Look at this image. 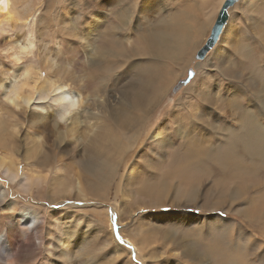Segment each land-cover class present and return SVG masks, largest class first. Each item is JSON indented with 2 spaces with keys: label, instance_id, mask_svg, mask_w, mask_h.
I'll return each mask as SVG.
<instances>
[{
  "label": "rangeland",
  "instance_id": "374dc122",
  "mask_svg": "<svg viewBox=\"0 0 264 264\" xmlns=\"http://www.w3.org/2000/svg\"><path fill=\"white\" fill-rule=\"evenodd\" d=\"M201 2L8 0L10 10L23 12L16 21L0 12V106L3 108L0 119L8 131L16 127L13 135L6 134L8 148H15L11 151L13 155L0 145V157L10 156L16 160L12 168L17 174L10 180L6 175L9 164L6 162L0 168V235L10 227L13 238L28 246L6 259L5 250L9 248L0 245V254L5 256L2 264H142L143 259L145 264H228L233 255L238 264H264V228L261 230L264 227V169L257 170L262 177H254L263 185L252 187L249 183L242 197L234 201H230V193L235 187L230 189L227 185L228 189L218 190L225 200L221 203L215 198L218 191L211 187L215 176L209 173L202 176L198 170H190L184 177L199 183L196 200L187 201L175 195L181 188L177 189L180 182L174 175L176 168L171 165H181L189 160L182 145L184 133L180 136L177 127L188 129L193 120V125H197L194 130L201 136H195L201 141L193 143L195 148L211 145L217 150L224 138L215 132L214 121L237 129L233 127L236 123L227 115L233 98H241L239 101L248 109L255 107L260 113L255 118L264 125V109L254 95L264 91V0H236L227 9L228 19L218 41L202 60H198L196 52L208 37L219 11L195 5ZM120 10L130 16L126 27L115 33L126 49V59L115 55L99 56L101 70L88 62L85 31L96 18H99L97 28L104 31L105 25L115 24ZM179 14L189 41L173 63L165 61L168 70L172 71L163 82L170 84L158 101L148 106L149 111L142 127L138 126L141 129L135 135V141H132V127L121 139L125 141L128 135L131 136L129 148L127 146L120 154L114 146L107 151L110 159L117 160L110 179L106 180L107 186L90 191L79 169V160L84 153L97 147L90 137L99 121L109 123L100 109L103 106L108 110L109 105H113L115 109L123 108L124 112L126 108L132 111L131 97L127 94L124 99L122 95L127 85L126 92H130L134 84L133 78L129 79L132 74L129 64L136 68L152 59L153 49L148 46L150 41L145 33L155 27L167 26L174 18L178 25ZM104 15L107 18L102 21ZM177 30L179 36H185ZM29 37L33 39L31 51L15 61L11 52L19 51ZM93 40L99 45L102 37ZM28 66L32 73L27 76L28 87L23 88L24 94L45 79L55 80V85L70 91L76 89V83L85 85L90 99H82L83 108L79 111L84 112L78 116V126L73 133L68 132L71 119L59 118L56 103L50 95L44 99L34 98L28 105L22 101L13 104L5 99L6 85L12 83L17 87L25 81L23 72ZM189 69L194 75L188 83L181 85ZM100 81H103L101 87ZM42 115L54 128L52 131L46 129L49 135L45 138L43 133L35 130L36 124H31ZM123 116H120L121 120ZM112 121L117 123L118 119ZM54 134L62 139L58 148L52 142ZM35 136L40 137L39 142ZM162 138L168 141L171 151L160 143ZM46 154L53 155L52 166H38L37 161ZM208 163L209 168L214 166L213 169L217 164L214 161ZM31 174H40L42 180L31 190L26 186L22 188L20 181ZM59 177L64 179L61 186H58ZM79 179L83 184L81 186L80 182L83 196L76 187ZM204 193H208L207 198H202ZM257 196L260 201L252 205ZM60 197L64 199L58 200ZM25 208L37 211V233L16 222V214ZM121 239L132 242L137 248L135 253ZM66 247L65 256H62L61 251Z\"/></svg>",
  "mask_w": 264,
  "mask_h": 264
},
{
  "label": "bare ground",
  "instance_id": "6f19581e",
  "mask_svg": "<svg viewBox=\"0 0 264 264\" xmlns=\"http://www.w3.org/2000/svg\"><path fill=\"white\" fill-rule=\"evenodd\" d=\"M155 2L156 0H150V4H155ZM223 2L224 0H202L200 4H195V5H198L199 7L200 6L210 7V8H213V11L216 12V10L219 9V7H221ZM7 4H8V0H0V12L4 13L6 16L10 15L9 18H13L12 20L16 21V17L18 18L19 14H22L23 11L17 10L18 11L17 13V11H15L14 9L10 10ZM99 7L101 8L100 5ZM106 18H107V15L106 16L104 15L101 17V20L105 21ZM129 18H130L129 13H126L125 10H120L118 12V15H116L115 24H113L112 26L108 24L109 27L105 25L104 28H102L104 31H100L97 28L96 23L99 18H96V22H93V21L90 22L89 26H87L88 28L85 31V34L87 37L86 53L88 57L90 58L88 60L90 65L94 64L96 68H99L102 70L101 59H97L99 56L105 57L106 55L107 56L115 55V56H119L121 58L126 59V54H127L126 49L123 47L121 43L122 40H120V38H117L115 36V33L117 32V30L119 31V30H122L123 27H126V24L128 23ZM178 19H179L178 25L176 24V20L174 18L173 20L169 22L167 26L163 25L160 28L155 27L152 31L146 32L145 34L150 41L148 46L152 47L153 49V57L151 56L152 59L139 64L138 67L136 68L134 67L136 65L130 66L129 64V68L132 73L129 79L133 78L134 84H132L131 86L132 90L130 92H126L127 88L129 87V85H127V88L123 92L122 95L124 99L126 98L127 94L131 97L129 102H130L132 111H127V108H126V112H124L123 108L121 109L120 107L119 109L117 107L115 109L113 105L112 107L109 105L108 110H105L103 106L100 109V112L102 113V115L107 116L110 124L104 121L102 122L99 121L98 125L94 129V132L92 133V136L90 137V141L93 143L95 142L97 144V147H95L94 150L91 152L84 153V155L80 157V160H79L80 167L78 166L80 171L82 172V175L85 177V180H84L85 184L89 188L90 191H98L102 189V186L103 187L107 186L106 180L110 179V176L113 173L116 162H117L116 159H110L106 155L107 151L110 148H113L114 146L115 151L118 152V154H120L121 152L127 149V146L129 148L132 142L130 143L128 139L131 140V136L128 135L125 141H122L121 139L126 137V132H128L132 127L134 128V138H132V141H135L136 139L135 135L137 136L138 131L141 129V128H138V126L141 125V123H143L142 121L145 119L144 116H146V114L149 111L148 106L149 107L153 106L154 103L158 101V99L161 97V95H163L168 85L170 84L168 81L163 82L166 79V75L172 71L170 69L168 70L167 63L165 61L172 62L176 60L179 57L181 50L185 47V45L189 41L187 35L185 34V30H187V28L184 25V22L182 21L183 18L181 14H179ZM177 29H179L180 32H182L185 36H179ZM100 32L103 33V36H99ZM75 35L77 34L75 33ZM97 36L102 37L101 43L99 45L95 42V40H93V38H96ZM91 42H93L92 45L90 44ZM32 45H33V39L29 37L26 43L22 47H20L19 51L11 52V56L13 57L15 61H19L25 54H28L31 51ZM50 63H53V62H50ZM31 71H32L31 66H28L24 70L23 76L25 77V81L20 83L17 87L13 86L12 83L6 85V89L4 90V93H3L5 99H7L9 102L13 104H18L19 101H22L23 104L28 105L34 98L44 99L50 95V97H52V101L56 103V112L59 118L60 119H63V118L71 119L70 120L71 126L68 132L71 133L72 131H74L76 127L78 126V122H79L78 116L82 112H84V111H81V112L79 111V109L82 107V103H83L82 99H90V94L86 91L85 85L83 83H76V86H77L76 89L70 91V90L65 89L63 86H59L58 84L55 85V80L48 81L45 79V81L42 84L33 87L32 90L24 94L22 91L24 87H28V84H27L28 81H26V79H27V76L30 75V73H32ZM102 82L103 81L99 82L100 87H101ZM81 93H83V96H80ZM254 95L256 96L255 97L256 100L260 102L259 103L260 106H262V108L264 109L263 89ZM107 99H109V97H107ZM239 100H241V98L231 99V103H230L231 109L229 111V114L227 113V115L232 118L231 120L234 121L233 123H236L235 126H233L234 128L237 127L236 130L234 129L232 130L231 126H227V125L224 126L223 124H220L219 122L217 123L216 121H214L215 122L214 124L215 132L218 134V137L220 136L221 138H224V143H222L220 146L218 145L219 147L217 148V150L213 149L211 145L210 146L206 145L205 147L201 146V148L199 147L200 149H198V145H197V147L195 148L194 144L197 141L195 136L198 134V132L194 130V128H196L195 126L197 125H193L194 123L193 120L189 122V125H188L189 130L187 128L181 129V127L180 128L177 127L176 130L178 131V134L180 136L184 133L183 135L184 141L182 145L184 148H186L185 150L184 149L183 150H184V153L186 152L185 155L187 156V158H189L188 161L184 163L182 162L183 164L181 163V165H171L176 168V171L174 172L176 179H178V181L184 186L183 187L180 183H178V185L176 184L177 189L181 188L175 192V195L178 198H184L187 201L196 200L199 183L195 184L196 182L195 179L184 178V177H187L188 175L187 172L190 170H198L197 172L198 173L201 172L202 176L207 175L208 173L213 174L211 176L213 177L215 176V177L213 179L211 178L212 179L211 187L214 186V189H216L217 191L224 187L228 189L227 185L228 187L230 186V189L232 187H235V191H231L230 193V201H234L238 199L239 197H242V194L249 183L252 185V187L257 184L263 185L261 183H258L257 178L254 179V177L255 175H258V177L260 175L257 173V170L264 169V125H262L261 123H258L257 122L258 119L256 120L255 118L256 114L257 115L260 114L259 112L256 111V108L254 107V109H248L246 106L242 104L241 102L242 100L241 101ZM250 103H253V101L252 102L250 101ZM1 108L2 106H0V112H1ZM122 115L124 116H123V119L121 120L120 116ZM43 116L44 115H42L40 118L36 120H33L31 124H36L35 130L37 132L43 133L44 138H45L46 136L49 135V132H46V129H49L52 131L54 128L51 127L52 126L51 122L48 121L46 118H43ZM113 119H118L117 123L113 122L112 121ZM262 119L264 120V118ZM1 122L2 120L0 119V145L2 146L4 151H6L9 155H13L15 148L13 146H11L12 150L8 148L9 141L7 140L6 134L7 132H9V134H12L14 131H16V127L13 126L12 131H8L7 127H5L4 124H1ZM222 123H224V119H222ZM207 125L209 126L210 124H207ZM207 125L205 126L208 129ZM210 127L212 128V126ZM187 130L190 131L191 134H188ZM211 131H214V129L212 128ZM57 133L59 134V132ZM58 134L57 135L54 134L55 139L52 140V142L53 141L55 142L56 147L62 140L58 138L59 137ZM198 136L200 135L198 134ZM34 138L37 142H39L40 137L38 138L37 136H35ZM197 142L199 144V142L201 141H197ZM160 143L163 145V147L166 146L164 148L168 147V150L171 151L169 149L170 146L166 139L162 138ZM119 148L120 150H118ZM66 152L67 151L65 150V152L63 153L65 154ZM191 156L193 157V159ZM43 157L39 161H37V165L38 166L44 165L45 167L46 165L50 164L52 166L53 162L55 161L53 155L46 154ZM15 161H13V159H11L10 156H7L6 159L0 157V168H2L1 166H3V164L6 162L10 166V167H7V169L5 168L7 178L10 180H13L17 175L16 172L12 168V165H14ZM209 161H214L215 164L217 163L214 169H213L214 166L209 168V163H208ZM35 168H37L36 165H35ZM218 174H221V176H218ZM40 176H41L40 174H31L29 177H26L25 179H23V181H20L21 187L25 188L26 186L28 190L33 189L34 185H37L40 182V179H41ZM78 176L80 175L78 174ZM58 180H59L58 186H61L64 182V179L60 178ZM26 181L29 183H27ZM80 182L82 184L81 179H79L78 184L77 185L75 184V185L77 187V190L80 196L81 195L83 196V193L81 192V188H80V185H81ZM233 182H235V184L232 186L231 184ZM241 182H242V186H241ZM81 186H83V184ZM207 195L208 193H204L202 198L206 197ZM159 198L160 200H162L161 197ZM215 198H217L218 201L221 203L225 202L223 198V194L219 193V191L217 195L215 196ZM60 199H64V198L60 197L58 200ZM212 201L213 203H219L218 201H215V200H212ZM258 201H260V196H257L253 200L252 205ZM213 203H212V206H213ZM204 205H206L205 202H204ZM110 215L112 216L113 214L110 213ZM16 219H17L16 222L18 225L22 224L23 226H26L30 230H34V232L37 233L38 231L36 227V222L38 220L37 211L31 210L29 208L22 209L16 214ZM261 228H262L261 230L263 231L264 227H261ZM13 237H14V234H12L10 227H8V229L5 231L4 234L0 235V245H7V247L9 248L8 250L9 252L5 250V256H7L6 259H8V257L11 255L14 256L15 254L21 252L23 248L28 246V244L24 245V244L18 243V241H16ZM216 240L217 239H215V241ZM121 241H123V239H121ZM122 243H125V245L127 244L130 250L133 253H135V250L137 248L135 245H133L132 242H129L126 240V241H123ZM211 244H212V240H211ZM212 245L214 246L215 243ZM221 248H222V245H221ZM65 249H67V247L63 248V250L61 251L62 256H65V253H66ZM213 250H217V249H213ZM225 255L227 257V254ZM219 256H221V254ZM4 257L0 254V264L4 262L3 260ZM230 258L231 259H229L228 264H238L239 263V261H237L236 259V256L233 255ZM143 260H142V264H145Z\"/></svg>",
  "mask_w": 264,
  "mask_h": 264
},
{
  "label": "water",
  "instance_id": "95a60500",
  "mask_svg": "<svg viewBox=\"0 0 264 264\" xmlns=\"http://www.w3.org/2000/svg\"><path fill=\"white\" fill-rule=\"evenodd\" d=\"M236 0H224L223 4L219 8V11L217 13V16L212 24V27L210 29V33L208 37L206 38L203 45L198 49L196 52V59L202 60L206 53L213 48L215 43L218 41V38L222 32V29L224 25L227 22L228 19V13L227 9L235 2ZM194 75V71L192 69H189L187 71V76L185 79H183L180 83L181 85L188 83V81L192 78Z\"/></svg>",
  "mask_w": 264,
  "mask_h": 264
}]
</instances>
